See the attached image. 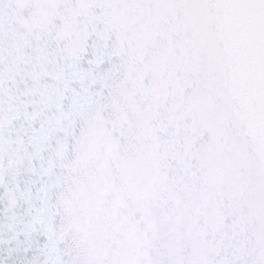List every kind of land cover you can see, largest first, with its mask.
Segmentation results:
<instances>
[{
  "label": "snow or ice",
  "instance_id": "obj_1",
  "mask_svg": "<svg viewBox=\"0 0 264 264\" xmlns=\"http://www.w3.org/2000/svg\"><path fill=\"white\" fill-rule=\"evenodd\" d=\"M0 264H264V0H0Z\"/></svg>",
  "mask_w": 264,
  "mask_h": 264
}]
</instances>
